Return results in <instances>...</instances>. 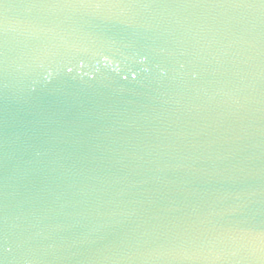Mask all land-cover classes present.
Segmentation results:
<instances>
[{"label":"water","instance_id":"obj_1","mask_svg":"<svg viewBox=\"0 0 264 264\" xmlns=\"http://www.w3.org/2000/svg\"><path fill=\"white\" fill-rule=\"evenodd\" d=\"M0 264H264V0H0Z\"/></svg>","mask_w":264,"mask_h":264}]
</instances>
